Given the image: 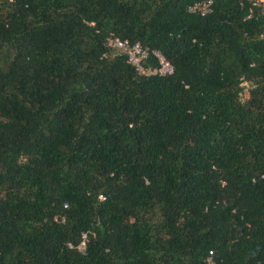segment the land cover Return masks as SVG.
<instances>
[{
	"label": "trees",
	"instance_id": "trees-1",
	"mask_svg": "<svg viewBox=\"0 0 264 264\" xmlns=\"http://www.w3.org/2000/svg\"><path fill=\"white\" fill-rule=\"evenodd\" d=\"M199 1L0 0V264H264V13Z\"/></svg>",
	"mask_w": 264,
	"mask_h": 264
},
{
	"label": "built area",
	"instance_id": "built-area-1",
	"mask_svg": "<svg viewBox=\"0 0 264 264\" xmlns=\"http://www.w3.org/2000/svg\"><path fill=\"white\" fill-rule=\"evenodd\" d=\"M240 4L243 2H247L250 7V12L254 9L264 13V0H239ZM214 0H202L199 2H195L187 7V12L190 14L198 15V16H206L213 12ZM250 16L248 15L247 18ZM107 47L111 50L112 53L123 55L126 57L127 63L135 70L137 75L142 77H152L159 76L165 77L173 74V65L166 57L160 53L159 51L149 52L147 48H143L140 43H130L126 39L120 38H108L107 39ZM150 55L155 60L156 64L153 65H145V63L149 60ZM105 199L104 196H99V200L103 201ZM67 205H64L66 208ZM57 217L54 218L57 221ZM64 218L60 219V222H63ZM89 233L81 234L80 243L74 247L72 244H69L68 247L73 249L75 248L78 252L84 253L86 249V245L88 242ZM212 251H209V257L207 261L211 263Z\"/></svg>",
	"mask_w": 264,
	"mask_h": 264
}]
</instances>
